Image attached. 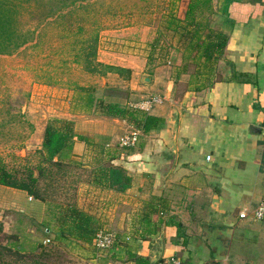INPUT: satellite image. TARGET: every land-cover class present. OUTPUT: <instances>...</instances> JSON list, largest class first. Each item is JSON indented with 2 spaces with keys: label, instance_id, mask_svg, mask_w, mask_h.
I'll list each match as a JSON object with an SVG mask.
<instances>
[{
  "label": "crops",
  "instance_id": "0c3cea01",
  "mask_svg": "<svg viewBox=\"0 0 264 264\" xmlns=\"http://www.w3.org/2000/svg\"><path fill=\"white\" fill-rule=\"evenodd\" d=\"M169 2L164 16L183 19L189 0ZM211 9L207 29L225 42L208 57L199 46L191 52L178 46L166 62L171 65L157 66L149 62L148 43L127 42L130 52L121 58L120 47L101 45L99 35L97 59L130 70L127 78L99 76L103 84L115 78L107 84L124 91L104 100L124 105L149 92L162 101L147 112L159 121L137 128L141 141L125 153L92 157L122 166L131 185L116 191L83 183L84 197L95 192L105 200L95 218L117 234L114 245L89 255L87 264H151L169 256L186 264H228L230 252L209 247L207 233L222 236L219 227L240 223L248 217L240 218L241 211L249 215L264 200V0H211ZM78 143L71 158L79 161Z\"/></svg>",
  "mask_w": 264,
  "mask_h": 264
},
{
  "label": "rangeland",
  "instance_id": "374dc122",
  "mask_svg": "<svg viewBox=\"0 0 264 264\" xmlns=\"http://www.w3.org/2000/svg\"><path fill=\"white\" fill-rule=\"evenodd\" d=\"M169 5V0H96L90 13L100 22L101 45L120 47L123 52L120 53L121 58H127L130 52L127 42H158L163 47L168 46L166 50L171 61L176 52L177 39L172 33H167L163 23ZM40 11L35 10L30 15L25 8L20 7L21 26L36 25L42 16ZM50 20L46 19L38 26L40 36L37 46L32 48L28 45L13 54H0V158L9 169H16L19 173L26 171L27 167L34 169L39 159L36 149L40 147L44 127L54 117L73 121L74 131L82 133L88 140L75 138V141L83 143L82 147L76 144L75 149L81 153L80 165L71 166L69 173L59 179L57 184L47 186V201L34 199L22 190L0 185V264H87L89 255L107 251L96 249L91 242L53 237V207L56 202L74 203L80 209H87L86 212L91 211L90 214L95 217L98 214L95 208H100L99 203L105 201L104 198L100 199L101 195L95 192L83 196V183L89 177L90 170L100 164L92 157L96 154L125 153L128 148H119L118 138L138 128L126 119L114 120L91 110H81L75 103L73 83L92 86L95 96L99 97L104 85L116 81L115 78H109L103 84L99 75L90 74L77 64L71 62L62 65L60 57L67 54L66 51L64 55L63 52L58 53L62 42L57 43L58 26L49 24ZM159 54L155 57L162 58V54ZM165 64L171 65L165 62L157 66ZM142 98L138 95L127 98L125 105L129 109H136L129 102L136 103ZM142 137L139 135L138 140L141 141ZM72 150H68L70 157ZM44 183L46 180L41 179L42 191ZM104 207L102 205V209H109ZM229 211L233 214L236 210ZM98 223L99 228L115 232L113 226L102 220V217L101 223ZM46 228L50 230L47 232ZM219 229L222 236L221 232L217 235L216 231L207 233L206 239L209 240V247L212 245V248L221 252H230L228 264L264 263V244L259 242L260 239L264 242V220H254L249 214L240 223L235 222ZM46 237L50 241L44 243ZM4 245L7 248H3ZM8 247H11V251ZM16 248L18 253L14 252Z\"/></svg>",
  "mask_w": 264,
  "mask_h": 264
},
{
  "label": "trees",
  "instance_id": "16d2710c",
  "mask_svg": "<svg viewBox=\"0 0 264 264\" xmlns=\"http://www.w3.org/2000/svg\"><path fill=\"white\" fill-rule=\"evenodd\" d=\"M94 3L96 0H0V54H13L28 45L32 48L37 46L40 36V30L37 28L50 18L49 24L58 26L56 41L62 42L58 47L60 48L58 53L63 52L64 55L66 51L67 54L60 57L62 65L72 62L90 74L105 76L107 73H117L127 78L130 74L129 69L97 59L101 25L98 18L90 13ZM20 7L25 8L30 15H33L32 12L35 10H42L40 11L42 16L36 25L21 26ZM211 13V0H189L183 19L176 18L172 13L164 16L163 23L167 33L176 36V48L186 45L188 52H191L190 48L196 45L205 57L209 56L210 49L219 51L225 40L214 29H207L210 25L208 16ZM149 47L148 57L151 64L169 62L170 54L166 50L168 46L163 47L157 42L149 44ZM151 53L154 58L151 57ZM158 53L162 54V58L155 57ZM72 86L73 91L76 92L75 103L81 110H91L108 117L126 119L142 131L159 121L158 117L151 116L147 112L129 109L125 104L118 102L105 101V96L124 94V91L116 86L104 85L99 97L95 96L92 86L77 83H73ZM75 138L88 140L85 135L74 131L73 121L58 117L50 118L44 127L40 147L36 149L39 159L34 169L27 167L26 171L19 173L20 171L16 169H9L0 158V185L22 190L34 199L47 201V186L52 187L57 184L59 179L69 173L71 166L80 165L78 160L68 154ZM41 179L46 180L43 191L40 187ZM85 181L116 191H124L131 185V177L126 170L120 165L113 164L110 159L93 167ZM52 218L55 221L52 236L57 239L70 237L92 243L96 231L100 229L98 220L74 203L56 202ZM0 230H2L1 225ZM49 230L47 229V232ZM3 248L7 247L4 245ZM8 250L11 251V247H8ZM14 252L19 251L16 248Z\"/></svg>",
  "mask_w": 264,
  "mask_h": 264
},
{
  "label": "built area",
  "instance_id": "2783aa9c",
  "mask_svg": "<svg viewBox=\"0 0 264 264\" xmlns=\"http://www.w3.org/2000/svg\"><path fill=\"white\" fill-rule=\"evenodd\" d=\"M162 98L158 94H150L143 97L140 101L136 103L129 102V105L134 106L137 110L141 112H149L155 105L161 103ZM140 130L134 129L127 134L120 136L117 140V146L119 148H129L135 145L138 142ZM108 146V144H106ZM207 160L210 158V155L206 156ZM254 219L259 220L264 218V200L259 202L257 207L251 212ZM248 216V212L241 211L239 213L240 218H245ZM117 239V234L113 231L100 228L96 231L92 245L98 250L110 249ZM49 238L46 237L43 241L44 243L49 242ZM151 264H186L185 261L176 256H169L163 260L153 262Z\"/></svg>",
  "mask_w": 264,
  "mask_h": 264
},
{
  "label": "water",
  "instance_id": "95a60500",
  "mask_svg": "<svg viewBox=\"0 0 264 264\" xmlns=\"http://www.w3.org/2000/svg\"><path fill=\"white\" fill-rule=\"evenodd\" d=\"M219 223L221 222V221H218Z\"/></svg>",
  "mask_w": 264,
  "mask_h": 264
}]
</instances>
